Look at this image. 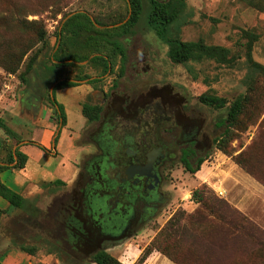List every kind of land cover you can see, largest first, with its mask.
<instances>
[{
  "label": "rangeland",
  "instance_id": "1",
  "mask_svg": "<svg viewBox=\"0 0 264 264\" xmlns=\"http://www.w3.org/2000/svg\"><path fill=\"white\" fill-rule=\"evenodd\" d=\"M186 2L187 9L179 22L181 38L203 39L207 44L226 46L235 56L233 62L221 64L208 58L173 62L168 55V44L150 30L142 18L134 31L122 38L127 51L123 74L119 71L120 55L108 72L89 60L60 66L55 78H69L79 85L56 89L55 97L67 111V127L77 132L75 144L89 143L93 138L92 128L96 126V122H82L85 103L101 104L103 118L114 119L118 131L128 129L142 133L147 129L154 133L160 130L166 142L175 141L171 148L176 157L168 165L163 187L166 202L156 218L131 239L109 251L121 264H140L139 259L148 249L151 253L141 264H175L158 250L159 245H169L178 254L179 264H264V250L257 249L250 241L240 239L225 252L206 249L198 234L207 227L197 221L209 211L193 195L195 189L201 190L207 203L219 209L226 208L227 202L240 219L246 218L264 232V183L259 180L264 179V70L249 60L250 50L252 59L264 66V0ZM77 11L89 13L101 28L119 26L130 17L127 0H0L1 14L18 13L41 20L48 42L46 46L38 43L32 52L34 55L39 51L33 68L26 74L27 81H22L20 73L25 70L29 56L16 73L0 66V120L3 123L0 125V162L14 165L6 162L9 152L25 142H29L25 144L28 153L35 155L36 149H43L31 140L42 142L46 124H52L55 131L63 126L62 117L50 100L55 82L44 79L42 70L43 62L50 63L48 58L57 46L55 31L66 17ZM2 33L0 41L18 38L16 33ZM85 74L89 78H81ZM208 92L225 96L229 101L251 94V102L225 151L219 149L216 142L223 131L217 126L218 115L223 114L224 109L215 110L199 100L202 93ZM29 94L36 97L39 94L42 104L33 105L32 97L30 100L24 97ZM110 97L114 103H109ZM31 108H34L33 116ZM25 109L30 111L29 115L23 113ZM185 129H196L201 140L198 157L205 160L195 174L187 172L181 161L185 141L178 136ZM55 140L56 137L53 142ZM93 149L88 145L85 152ZM85 152L78 156L79 169L89 157ZM237 157L245 161L244 164H239ZM48 160L46 153L38 161L45 165ZM3 178L9 183L7 176ZM80 183L77 177L70 188ZM59 190H45L37 199L38 207L31 201L26 210L11 205V213L0 209V256L6 248L17 245L34 248L38 259L54 254L58 264H65L60 254H55L56 247L50 243L46 230L51 224L47 218L48 204L54 195L62 193ZM0 199L9 203L2 196ZM183 212L185 218L180 224L184 227L177 228L178 236L173 233L171 238L164 239L167 223ZM174 241L178 242L176 248L172 247ZM203 247L214 256L210 257Z\"/></svg>",
  "mask_w": 264,
  "mask_h": 264
},
{
  "label": "trees",
  "instance_id": "2",
  "mask_svg": "<svg viewBox=\"0 0 264 264\" xmlns=\"http://www.w3.org/2000/svg\"><path fill=\"white\" fill-rule=\"evenodd\" d=\"M127 2L130 17L119 26L98 27L89 13L77 11L66 17L55 31L57 46L52 51L50 58H48L50 63L43 62L42 76L44 79L55 82L53 95L50 100L57 107V113L62 117L63 125L66 124V111L63 104L56 99L55 90L67 86H76L79 83L69 78L57 80L58 77L55 78V75L58 72V68L69 63L75 64V62L89 60L93 64L101 65L103 72H108L111 71V68L113 69L115 60L120 55L121 64L119 71L120 75L123 74L127 51L122 38L131 34L142 18H145L147 27L168 44V55L173 62H196L206 58L213 59L221 64H229L234 61L235 56L231 54V50L226 46L207 44L203 39L184 40L181 38L179 22L183 19V14L187 9L186 0H127ZM2 32L16 33L18 38L0 41V66L7 72L16 73L24 59L29 56L25 70L20 73L22 81H27L26 74L33 68V63L36 62V54L39 51L33 53L34 55H31L32 52H34L38 43H42V46L48 44L47 32L42 21L29 19L28 15L22 16L18 13H0V34L4 35ZM92 54L94 55L91 57ZM249 60L264 70L263 65L252 59L250 50ZM53 77L54 79H52ZM81 78H89V76L85 74ZM92 81L93 79L88 83ZM199 100L215 110L224 109V113L218 115L217 126L221 127L223 131L221 136L216 139V142L219 149L227 150L228 142L236 134V126L241 116L245 113L247 105L251 102V94L246 93L229 101L225 96L208 92L202 93L199 96ZM101 111L102 106L99 104L85 103L82 107V114L89 121L98 120ZM0 125L3 126L1 120ZM37 145L46 150L41 144ZM19 148H17L15 154L13 151L9 152L6 160L8 163L15 162L14 168H24L28 159V155ZM195 160L196 163H194ZM204 160V157L197 156L192 147L182 150L181 161L187 172L195 174ZM236 160L239 164H244L243 162H245L240 157H237ZM7 168H9V165L0 163V174ZM247 171L253 174L250 168ZM259 180L264 183L262 177ZM55 184L64 183L58 180ZM193 195L197 196V201L203 203L206 210L209 211L208 215H201L198 219L199 222L197 221L199 225L204 224L207 227V230L198 234V239H202L206 249L225 252L231 245L242 239V241H250L257 249L264 250V232L254 224H251L246 218L240 219L230 210L227 202H225L226 208L219 209L207 203L206 196L201 190L195 189ZM0 196L8 200L14 208L25 210L29 208V200L24 195L8 187L2 181L1 176ZM4 213H7V210ZM184 218L185 213L183 212L180 217L176 216L170 219L165 228L166 235L164 239L171 238L173 233L178 236L176 234L178 233L177 228L184 227L180 224ZM177 245L178 242L174 241L172 247L176 248ZM168 246L159 245L158 250L172 259L175 264H179L178 254ZM205 248L203 247L204 251H207L208 255L213 257L214 255ZM22 249L32 254L35 253L34 248L22 247ZM150 253L151 249L146 250L139 259V263H143ZM94 260L97 264H121L114 256L104 251L95 254Z\"/></svg>",
  "mask_w": 264,
  "mask_h": 264
},
{
  "label": "flooded vegetation",
  "instance_id": "3",
  "mask_svg": "<svg viewBox=\"0 0 264 264\" xmlns=\"http://www.w3.org/2000/svg\"><path fill=\"white\" fill-rule=\"evenodd\" d=\"M87 121L96 122L87 143L94 149L78 176L81 183L55 195L47 208L48 238L65 264H97L95 254L109 253L156 218L166 202V170L176 157L171 148L175 141L166 142L160 130L118 131L115 120L102 113ZM178 137L185 141L182 150L192 147L201 155L196 129H185Z\"/></svg>",
  "mask_w": 264,
  "mask_h": 264
},
{
  "label": "crops",
  "instance_id": "4",
  "mask_svg": "<svg viewBox=\"0 0 264 264\" xmlns=\"http://www.w3.org/2000/svg\"><path fill=\"white\" fill-rule=\"evenodd\" d=\"M28 96L33 98L31 94H29ZM31 103L34 105V100H32ZM82 116L84 118L82 119L84 120L82 122L87 123L88 119L83 114ZM46 125L47 127L44 129L42 142L31 140V143H35V145L41 144L46 148V150L36 149L35 155H33L31 153H28V150H26V143L19 144L15 147L13 153L15 154L17 148L20 147L19 149L28 155L25 167L17 170L13 167V164H11L9 165V168L5 169L0 174L2 180L5 183H7V181L4 180L3 176H7V179L9 181V183L7 184L10 187L24 195L30 203L31 201L32 203H35L36 207H38L39 205L37 203L38 197L43 196L45 190L60 189L59 192H64L65 190L71 189V184L77 181V177L82 171V168L79 169L80 165L78 156L83 151L85 152V148L88 146L86 143L75 144L74 139H76L78 136L75 135L77 134V132L70 131L67 127L68 125L65 124L66 126H59L57 131L52 129V124H50L49 126L48 124ZM55 137H57V141L55 140V142H53ZM88 152L89 151L85 152L84 154H87ZM46 153L49 160L48 164L46 163L44 165L41 164L38 160H40L42 157L44 158V156H46ZM15 158L17 159L16 155ZM58 180L62 181L64 184L56 185L55 182ZM62 188L63 191H61ZM32 199H35V202H33ZM10 208L11 207L9 203H6L0 199V209H5L9 213H11ZM0 258L1 264H58V260L54 259V254H50L43 259H38L35 254H32L17 245L6 248L3 256H0Z\"/></svg>",
  "mask_w": 264,
  "mask_h": 264
},
{
  "label": "water",
  "instance_id": "5",
  "mask_svg": "<svg viewBox=\"0 0 264 264\" xmlns=\"http://www.w3.org/2000/svg\"><path fill=\"white\" fill-rule=\"evenodd\" d=\"M73 14V13H72ZM70 16V15H69ZM125 22V21H124ZM123 22V23H124ZM33 100H34V102H35V104H42V101L38 98V97H36V96H33ZM25 143H27V142H25ZM1 164H4L3 162H0Z\"/></svg>",
  "mask_w": 264,
  "mask_h": 264
}]
</instances>
